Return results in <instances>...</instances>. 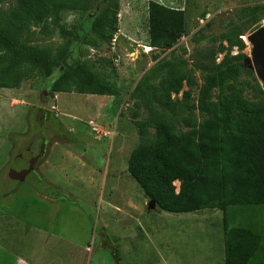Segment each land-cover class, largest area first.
I'll list each match as a JSON object with an SVG mask.
<instances>
[{"label": "rangeland", "instance_id": "obj_1", "mask_svg": "<svg viewBox=\"0 0 264 264\" xmlns=\"http://www.w3.org/2000/svg\"><path fill=\"white\" fill-rule=\"evenodd\" d=\"M159 1L185 11V32L172 48L145 51L144 46L149 45L148 0H120L118 31L101 47L81 41L73 45L71 61L91 60L119 85L118 95L52 93L45 77L27 79L18 88L0 87V264H17L19 257L48 251L55 258L53 252L65 254L62 252L76 249L77 244L81 249L80 264H129L131 259L126 256L132 244L141 264L158 257L164 264L173 255L170 240L171 246L174 241L176 244L177 264H184L187 252L201 249L210 252V263L221 262L216 245L217 223L221 225V219L217 222L216 216L197 220L212 209L187 213L150 209V200L129 173V156L140 142L136 120L147 117L144 108L139 117H134L135 100L129 94L158 59L173 57L185 59L187 68L193 70L198 84L190 102L197 103L203 76L196 65L205 60L207 51L218 48L215 38L226 30L230 19L236 18L240 7L264 0ZM15 4L10 0L0 4V9ZM81 16L67 11L63 21L71 25ZM251 32L243 35V52L248 56L243 62L248 66L253 62V46L248 40ZM62 41L59 33L33 37L39 45L56 46ZM238 52L235 47L233 54ZM223 56L218 53L217 61ZM254 77L264 86L255 71L254 76L242 74L239 79L244 95L252 100L257 99ZM186 89L185 83L183 90ZM182 95L183 91L177 97L181 99ZM194 112L199 120L203 119L198 109ZM94 124L111 131V137L97 139ZM40 132L47 140L45 155L28 172L27 161L37 154ZM11 174H25V178L17 179ZM175 184L179 187L180 182ZM248 210L249 218L246 212L242 215L253 220L264 239V205ZM146 233L152 243L143 238ZM251 264H261V259L255 258Z\"/></svg>", "mask_w": 264, "mask_h": 264}, {"label": "trees", "instance_id": "obj_2", "mask_svg": "<svg viewBox=\"0 0 264 264\" xmlns=\"http://www.w3.org/2000/svg\"><path fill=\"white\" fill-rule=\"evenodd\" d=\"M119 1L15 0L14 6L0 9V87L18 88L27 79L45 77L52 93L118 95L119 85L91 60L71 58L76 41L97 48L117 33ZM67 11L82 19L67 25ZM263 20L264 3H257L240 7L226 23L215 38L218 48L196 65L203 76L197 103L190 102L198 84L193 70L185 59L173 57L158 59L129 94L135 100L134 117L141 108L147 112L136 120L140 142L129 156V173L163 210H222L226 264H251L255 258L264 264L263 235L242 215L249 218V208L264 205V86L254 77L255 100L239 86L242 74L254 76L243 62L248 56L241 35ZM146 21L147 41L154 49L172 48L185 32L184 9L159 0H148ZM55 33L63 38L56 46L33 42L37 34ZM218 53H224L220 61ZM185 83L188 89L183 90Z\"/></svg>", "mask_w": 264, "mask_h": 264}, {"label": "crops", "instance_id": "obj_3", "mask_svg": "<svg viewBox=\"0 0 264 264\" xmlns=\"http://www.w3.org/2000/svg\"><path fill=\"white\" fill-rule=\"evenodd\" d=\"M157 207H158V205H157ZM202 210L191 211V212H200ZM212 210L213 211L209 212V214L202 215L201 218H197V220H199V219L203 220V218L205 220L210 219V218L212 219L216 216H217V222L219 221V219H221V222H222L221 225H219V222L217 223L218 232L216 234H217L218 242L216 245L218 247L217 250H219V252H220V260H221L222 264H226V262H225V241H224V223H225L224 222V212L220 209H212ZM218 211H220L222 213L221 216L217 215V214H219ZM175 213H187V212H175ZM237 223H239V221H237V222L232 221V225H237ZM138 236H140V235H138ZM142 236H143V238H146L147 241L151 240L148 238L149 236L147 233L142 234ZM219 236L222 237L220 243H219ZM217 238H215L214 242L217 241ZM151 243H152V240H151ZM161 244H163V243L161 242ZM172 244H173V246H171V240H170L169 241V249H170L169 251L173 255H170V259L167 261V263L165 262L164 264H177V257L175 255V251H176L175 241ZM263 246H264V239H263ZM171 247H172V249H171ZM136 249L137 248H135L132 244L130 252L126 256V258H128V260L131 259L129 264H141L139 261V256L136 254V252H137ZM53 253H56L55 258L53 257L54 254H52V252H49V251L44 252L43 254H28V255H26V258H24V259L19 257L16 260V263L17 264H80L81 249H80L79 244H77L76 249L74 248L71 251L67 250V251L62 252L65 254H61L60 250H57ZM66 258H68V259H66ZM211 261H210V252L208 250L203 251V249H201L200 252H195V251L187 252L184 264H212V263H210ZM148 262L149 261H147L146 264H161V260L159 259V257L157 258L156 261L154 260L152 262H149V263ZM221 262L219 261V264H221Z\"/></svg>", "mask_w": 264, "mask_h": 264}, {"label": "water", "instance_id": "obj_4", "mask_svg": "<svg viewBox=\"0 0 264 264\" xmlns=\"http://www.w3.org/2000/svg\"><path fill=\"white\" fill-rule=\"evenodd\" d=\"M248 40L253 46L252 49V63L249 64V67L254 70L259 77H261L264 80V24H262L259 28L253 30L248 35ZM46 138L42 135V133H39V152L36 157H34L29 162V169L27 170L30 172L33 170L34 163L41 157L45 155V149H46ZM27 173V172H26ZM23 175L25 174H18L13 175L12 177H15L17 179L25 178ZM157 207V203L154 199H151L149 202V208L154 209Z\"/></svg>", "mask_w": 264, "mask_h": 264}, {"label": "built area", "instance_id": "obj_5", "mask_svg": "<svg viewBox=\"0 0 264 264\" xmlns=\"http://www.w3.org/2000/svg\"><path fill=\"white\" fill-rule=\"evenodd\" d=\"M242 38L245 39V37L243 35H241ZM145 47V51L146 52H150L151 50L154 49V47L150 46V45H146ZM92 130L95 133V136L97 139H102L105 137H111V131L107 130L105 127L103 126H99L97 124H94L92 126Z\"/></svg>", "mask_w": 264, "mask_h": 264}, {"label": "flooded vegetation", "instance_id": "obj_6", "mask_svg": "<svg viewBox=\"0 0 264 264\" xmlns=\"http://www.w3.org/2000/svg\"><path fill=\"white\" fill-rule=\"evenodd\" d=\"M38 152H39V145H38V148H37V154H36V156L38 155ZM36 156H35V157H36ZM30 161H31V160L27 161V164H28V165L26 164V165H27V170L29 169V162H30ZM31 171H32V170H31ZM31 171H30V172H31Z\"/></svg>", "mask_w": 264, "mask_h": 264}]
</instances>
